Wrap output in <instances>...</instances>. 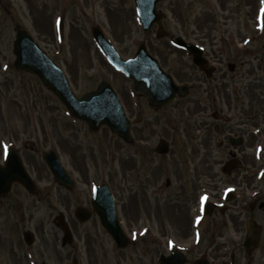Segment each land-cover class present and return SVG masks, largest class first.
<instances>
[{"label": "rangeland", "instance_id": "obj_1", "mask_svg": "<svg viewBox=\"0 0 264 264\" xmlns=\"http://www.w3.org/2000/svg\"><path fill=\"white\" fill-rule=\"evenodd\" d=\"M24 1L10 0L9 4L0 0V148L12 143L15 148L23 150L22 147L27 145L26 155L35 152L38 170L45 179L42 187L48 181L51 187H47L39 199L14 188L0 208H7L8 213L19 207L31 209V215L23 212L25 217H30L28 229L35 233L34 247L41 245V262L49 260L61 264V257L70 248L74 253L63 263L72 264L75 260L78 264H86L83 252L86 245L91 264H151L157 258H150L148 252L158 251L159 255L163 249L161 245L168 239L183 240V248L197 238L227 241L230 236L235 237V230L222 225L214 228L208 218L199 224L196 221L203 216L205 202L218 201L226 190L238 186L242 190L237 189L238 199L231 204L230 210L242 206L248 210V203L256 200L251 216L259 220L264 210L259 208L261 203L264 204V155L253 159L252 146L247 149L246 143L238 149L239 158L243 159L242 169L230 177L220 172L228 149L218 146L215 127L221 122H215L211 114L220 106L226 110L225 96L214 92L211 86L206 90V83H202L200 91L196 88L197 83L191 82L193 88L186 100L178 98L169 106L155 109L142 98L131 95L129 82L116 73L91 44L90 29L94 25L101 28L124 59L134 54L140 42H145L149 53L177 83L185 79L181 69L186 68L188 72L189 60L167 40L155 39L156 26L148 36L141 32L132 0H58V10L66 11V27L72 24L83 28L90 45L74 44L71 53L54 61L64 72L76 96L93 91L102 81L112 85L132 121L133 145L113 138L106 128L89 132L84 124L67 115L62 105L33 75L14 70L11 44L15 25H22L33 33L42 20L39 11L43 10L41 4L44 0ZM53 2L51 0L45 9L48 20ZM263 8L264 0H164L156 7L161 16L157 25L195 42L206 53L222 51L221 56L225 59L236 51L256 53V49H264V20L259 21L261 16L264 18ZM60 15L59 10L58 17ZM261 83L264 85V77ZM249 87L251 89L253 85ZM259 89L263 90L262 86L255 90V96L249 92L244 99L231 94V109L222 114H255L259 110L261 113ZM236 105L243 110H235ZM137 114L142 116V121L135 125L133 120ZM249 120L254 118L251 116ZM224 121L227 123L228 119ZM258 121L261 122L262 118ZM160 139L168 141L171 147L165 156L154 153ZM48 149L56 152L62 165L74 177L76 185L71 193L56 186L44 169L40 155ZM260 168L263 169L259 174ZM166 179L170 181L169 188H165ZM248 180L250 185L245 190ZM101 183L107 184L115 198L121 226L130 241L125 250H116L96 219L83 225L74 222V207L86 206L92 189ZM177 196L180 202H184L180 212L176 206ZM193 204H197L195 210ZM60 212L69 223L74 238L71 246L62 250L59 249L61 231L52 225V220ZM8 222L10 234L14 222L11 213ZM39 223L44 225L43 230L36 231L34 226ZM239 230L238 238H242L241 226ZM12 235L16 239L17 235ZM46 240L55 242L56 247L44 246ZM202 246L204 249L207 245ZM218 248L220 253H225V247ZM78 249L83 255L74 257ZM192 256L188 257L189 262L193 260Z\"/></svg>", "mask_w": 264, "mask_h": 264}, {"label": "flooded vegetation", "instance_id": "obj_2", "mask_svg": "<svg viewBox=\"0 0 264 264\" xmlns=\"http://www.w3.org/2000/svg\"><path fill=\"white\" fill-rule=\"evenodd\" d=\"M28 3L30 0H26ZM26 1H24L26 3ZM51 0H44L41 4L43 7V10H40L39 12V24L37 25V31L34 30V34L39 41L40 45L45 49V51L49 54H60V55H68L72 52L73 46L72 45H81L83 42L85 45H88L87 38L84 35V29H79L78 26L74 27L72 24L66 29L63 23V30H62V41L61 44L58 45L55 41V34L53 31V17L58 11V2L57 0H53L54 7L51 10V17L48 20V16L46 14V7L49 5V2ZM65 15V12H64ZM64 21V17H63ZM75 28V29H74ZM74 29V30H73ZM76 48H79V46H76ZM258 52H252V51H236L235 54L231 55L230 58H222V51H216L211 50L210 53H206L204 55L206 59V63L204 66H201L200 68L194 65H186L189 70L187 72L186 68L181 69L182 75L185 78L182 81V84H188V93L192 91L193 84L191 82L197 83L198 86L196 88H199L200 91H202V83H206V90L209 89V86L213 88L214 92L219 93L221 96H225L226 103V110L220 106V108L217 110L215 109V112L212 115V118L215 120V122H221L220 124L216 125L215 129L218 133L219 139H218V146L223 147L225 146L228 149L227 157H235L236 155H239V150L241 147H233L229 145V138L230 137H242L243 139V145L247 143V149H250L252 146V150L254 148V145L256 143H261V141L264 139V97L262 94H264V85H262L261 80L264 77V49H256ZM220 55V56H219ZM246 56L248 59H245ZM251 57V59H249ZM208 71H210V77H208ZM253 79V80H251ZM253 85V87L250 89V85ZM259 84V85H258ZM260 88L262 86V89H259V98L262 100L261 110L255 112V114H236L229 116L228 114H222L224 111L228 113L231 109L230 107V96L231 94H234L238 97H241L244 99V97L249 96V92H253V95L255 96V90L254 87ZM228 87L230 89H228ZM248 87V88H247ZM247 101V99H245ZM244 103V102H242ZM247 104V103H246ZM242 106V105H241ZM248 106V105H247ZM249 107V106H248ZM240 106H235V110L239 111ZM242 109V108H241ZM260 109V106H259ZM243 110V109H242ZM245 111H242L244 113ZM253 117L254 120L250 121L249 118ZM262 118V121H258V118ZM228 119L227 123L224 121V119ZM232 124V125H230ZM226 125V127H225ZM233 149H232V148ZM35 149H32L34 151ZM35 153V152H34ZM34 153H24L22 155V158L24 157V160L26 162L27 167L29 168V174L34 176V180L37 183V186H40L38 190V194L36 195L39 199L40 196L43 195V191H47V187L49 186V181L46 186L43 188L41 187L42 183L45 181V179L42 178L41 172L38 170V163L36 156ZM1 151H0V161H1ZM243 160V159H242ZM243 162V161H242ZM47 181V180H46ZM247 184H245V190L249 188V180L247 181ZM235 189L242 190L241 186L235 187ZM7 195L0 196V204L7 198ZM244 196V193H243ZM179 198V196H177ZM238 199V195H234L232 201L228 203V206L223 209H217L215 208L214 213L216 214L215 217L214 214L209 217L208 219L211 220L212 225L214 228H216L217 225H222L224 228L228 230H235L234 231V238L231 236L227 239V241H218L217 239H200L197 242L195 241L194 244L189 245V248H176V246H182L184 245L183 240L179 239H168L165 240L164 244L161 245L163 247L162 253L163 255L168 258V256L171 255V252L173 250H179L183 252L186 259L191 256L192 254L194 256L193 259H198L205 257L207 259V264H264V210L263 213H261V217L259 220H257L254 216L252 218L251 213L254 210L257 201L250 202L252 203V208H250V203H248V210L244 206L239 207L237 209H231V204ZM185 204L189 205L190 202H185ZM184 205V202H180V198L178 199L176 206L177 210L179 212L181 211L182 206ZM84 206V205H81ZM87 206V204H86ZM77 207V206H76ZM85 207V206H84ZM264 204L261 203L259 208L264 209ZM195 208V206H194ZM26 208L19 207L18 209H13L11 213V219L14 221L12 225V231L11 235L8 232V225H9V217L10 213H8V209L5 207L0 208V264H53L49 260H45L41 262L39 259L41 256V245L35 246V233H33L31 230L30 233L33 234L32 238L30 237V244H25L20 240V235H22L25 231L28 229V217H25V211H27V215H31L32 212H30ZM24 211V212H23ZM229 212V213H228ZM227 217V218H226ZM30 218V217H29ZM95 220V219H93ZM255 221L258 225L261 227V237L259 240V245L256 249H254L251 252L244 250V236H245V225L250 222ZM76 225H83L86 223H80L77 220L75 221ZM191 223V220L189 221V224ZM244 225V226H243ZM43 224L39 223L34 226V229L37 231L38 229L43 230ZM242 231H244L242 238H238L240 236V228ZM12 234H16V239L13 237ZM44 246H48L49 244L56 247L55 242L49 243L48 240H46ZM207 245L206 248H202V245ZM85 250L83 251L84 254H86V264H91L89 260V250L87 249L88 246H84ZM218 247H225V253H220L221 249ZM65 247L59 245V249L62 250ZM68 253L61 257L60 263L64 264L63 262L68 261L71 259V253H74L71 251L70 248H68ZM81 252L80 249L75 251V256L77 257L79 255H83V252ZM218 252L221 254L219 255ZM159 252H148V255L150 258L156 257ZM148 257V258H149ZM147 258V259H148ZM194 260L192 262H189V258L187 259L186 264H193ZM219 260V262H218ZM151 261V259H150ZM73 264H77L76 262H73ZM82 264V263H80ZM118 264V263H117ZM151 264H154L153 261H151Z\"/></svg>", "mask_w": 264, "mask_h": 264}, {"label": "water", "instance_id": "obj_3", "mask_svg": "<svg viewBox=\"0 0 264 264\" xmlns=\"http://www.w3.org/2000/svg\"><path fill=\"white\" fill-rule=\"evenodd\" d=\"M159 1L161 0H135L139 13L142 15V23L145 21L147 27H149L154 18V20L159 19L158 15L156 17L154 16V7ZM144 30L148 32L147 28H144ZM162 35V30L159 29L157 36L161 37ZM171 39L175 44L184 46L179 38L171 37ZM99 41L107 59L131 79L133 92L145 97L150 101L151 105L162 106L168 104L174 100L176 93L183 94L182 91L185 88L176 87L172 79L165 75L159 69L156 62L148 56L144 47L138 50L134 59L123 62L114 55L112 50L100 37ZM32 43L25 31L18 30L16 40L12 44L16 57L13 65L15 69L19 72L29 71L32 74H36L43 85L58 97L67 111L87 123L91 130L106 125L110 128L114 136L122 138L126 142H131L129 123L125 119L111 87L106 83H101L95 92L86 94L81 98L75 97L68 88L58 68ZM189 48L194 56L193 61L197 63L200 51L191 46ZM160 142L156 148V152L158 154H165L168 150V145L163 140ZM43 158L55 179L70 189L71 181L61 168L55 155H44ZM228 165L229 163L226 164L225 171ZM236 167L234 166L233 168ZM13 182L20 183L27 187L28 191L34 192V188L19 161H11L4 171L0 168V194L7 192ZM92 206L99 217L100 224L115 239L117 246L119 248L125 247L127 240L119 227L115 208H113L114 203L112 197L104 185L97 189V193L92 200ZM210 212L211 210L208 208L207 214ZM86 219L87 217H82V221ZM62 220V218H58V225L64 233L62 242L67 243L70 242L71 236ZM259 233H261L259 229H253L252 225L248 224V234L244 243L248 250H252L257 245ZM173 260H168L167 263ZM183 261L181 258L179 263Z\"/></svg>", "mask_w": 264, "mask_h": 264}, {"label": "snow or ice", "instance_id": "obj_4", "mask_svg": "<svg viewBox=\"0 0 264 264\" xmlns=\"http://www.w3.org/2000/svg\"><path fill=\"white\" fill-rule=\"evenodd\" d=\"M205 199H206V197H205Z\"/></svg>", "mask_w": 264, "mask_h": 264}]
</instances>
